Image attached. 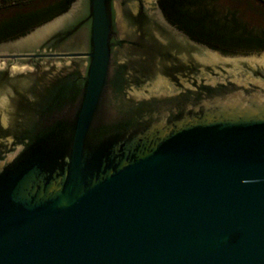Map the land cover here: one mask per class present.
<instances>
[{"label": "water", "instance_id": "water-1", "mask_svg": "<svg viewBox=\"0 0 264 264\" xmlns=\"http://www.w3.org/2000/svg\"><path fill=\"white\" fill-rule=\"evenodd\" d=\"M159 2L0 41V264H264V47Z\"/></svg>", "mask_w": 264, "mask_h": 264}, {"label": "trees", "instance_id": "trees-1", "mask_svg": "<svg viewBox=\"0 0 264 264\" xmlns=\"http://www.w3.org/2000/svg\"><path fill=\"white\" fill-rule=\"evenodd\" d=\"M259 1L264 4V0ZM159 3L169 21L180 29L186 28L195 32L194 35H200L206 42L225 46L222 41L228 39L235 44L254 42L264 47V36L253 38L230 32L222 33L221 28L216 26L205 13L198 10L190 11L187 0H160ZM31 4L32 0H0V13H5L0 20V41L22 35L62 12L52 13L51 8L30 9Z\"/></svg>", "mask_w": 264, "mask_h": 264}, {"label": "rangeland", "instance_id": "rangeland-1", "mask_svg": "<svg viewBox=\"0 0 264 264\" xmlns=\"http://www.w3.org/2000/svg\"><path fill=\"white\" fill-rule=\"evenodd\" d=\"M50 0H32L29 8L39 9ZM189 10H198L223 29L222 33H233L253 38L264 36V4L259 0H187ZM5 14V13H3ZM0 13V20L3 15ZM218 28V29H219Z\"/></svg>", "mask_w": 264, "mask_h": 264}, {"label": "flooded vegetation", "instance_id": "flooded-vegetation-1", "mask_svg": "<svg viewBox=\"0 0 264 264\" xmlns=\"http://www.w3.org/2000/svg\"><path fill=\"white\" fill-rule=\"evenodd\" d=\"M74 0H50L48 2H46L47 4L41 8H51L52 13H59V12H63L65 10H67L69 8V6L71 5V3H73ZM61 12V13H62ZM182 31H184L187 35H189L191 38L202 42V43H208L206 42L204 39H202V37L200 35H194L195 32L193 31H189L186 28L181 29ZM6 40V39H4ZM1 40V41H4ZM209 44V43H208Z\"/></svg>", "mask_w": 264, "mask_h": 264}]
</instances>
